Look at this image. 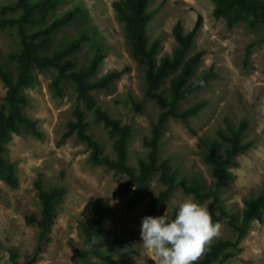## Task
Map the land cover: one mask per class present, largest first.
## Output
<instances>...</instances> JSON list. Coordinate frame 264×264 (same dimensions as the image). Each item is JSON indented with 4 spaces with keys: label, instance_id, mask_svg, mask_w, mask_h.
I'll return each mask as SVG.
<instances>
[{
    "label": "rangeland",
    "instance_id": "obj_1",
    "mask_svg": "<svg viewBox=\"0 0 264 264\" xmlns=\"http://www.w3.org/2000/svg\"><path fill=\"white\" fill-rule=\"evenodd\" d=\"M13 1L0 0V5ZM111 1L61 0L50 15L79 3L88 13V23L95 28L97 40L105 50L98 73L108 68L121 70L112 88L99 90L96 96L98 103L111 114L132 123L128 160L135 164L136 157L144 152L141 136L148 132L149 120L156 107L147 98L141 112L125 106L129 105L130 95L141 98L143 77L139 61L127 50ZM148 7L154 11L146 30L149 39L159 37L157 55L168 52L174 43L171 26L176 20L188 30L200 14L201 23L188 53L203 51L195 72L209 66L215 71V77L205 87L181 101L184 105L196 97H204L205 105L196 115L189 116L186 122L167 118L162 129L160 154L171 160L179 172H194L209 181L207 164L200 157L197 135L212 134L227 123L236 124L246 119L244 138L252 139L253 143L237 156L238 165L231 168L234 178L226 183L222 193L223 202L238 210L243 194L264 186V22L249 27L239 21L228 27L223 18L212 15V0H149ZM9 12L7 9L5 14ZM80 28L81 23L71 22L55 33L54 41L60 39L64 42L65 36L77 33ZM9 30V27L0 29L2 52L14 45L13 33ZM90 52L84 43L76 57L84 58ZM35 73L36 83L24 89L29 96V104L24 110L39 118L43 135L36 138L23 133L13 134L7 144V156L16 166L18 186L10 187L0 180V264H86L95 260L94 256H75L71 244H80L77 221L86 218L97 201L106 204L108 210L101 246H107L112 257H120L121 264H153L146 257L140 237L144 217L142 206L147 196L128 208L130 191L120 190V183L125 178L123 174L89 162L88 147L72 136L59 140L64 120L70 117L74 103L71 82L64 80L62 95L56 96L48 87L49 71L36 70ZM4 89L0 80V100ZM86 117H90L89 111ZM92 122L88 125L90 132L103 142L106 149L109 142L102 125ZM39 172L45 184H62L67 188L50 228L51 239L46 243L38 240L35 225L24 219L25 214L36 215L39 211V200L32 185ZM149 186L157 189L154 175L150 177ZM185 198H192L208 208L213 222L222 226L220 236L234 235L224 216L209 205V198L195 199L178 185L152 216H161L165 210L169 214L174 203ZM239 245V252L223 264H264V221L253 220ZM9 250L15 254L12 260ZM32 256V261L24 263Z\"/></svg>",
    "mask_w": 264,
    "mask_h": 264
},
{
    "label": "trees",
    "instance_id": "obj_2",
    "mask_svg": "<svg viewBox=\"0 0 264 264\" xmlns=\"http://www.w3.org/2000/svg\"><path fill=\"white\" fill-rule=\"evenodd\" d=\"M60 1L14 0L0 5V29L11 28L9 31L14 37L12 48L3 52L0 50V80L5 86L0 100V180L10 187L18 186L16 166L7 156V144L13 134L23 133L36 138L43 135L39 118L24 110L29 104V96L24 89L36 83V70L49 71L50 91L56 96L62 95L63 81L69 80L74 98L70 117L64 120L59 140L72 136L88 147L89 162L123 174L125 178L120 183V190L130 191L126 206L131 208L147 196L142 206L144 216H152L176 185L183 192L191 193L195 199L209 198V205L224 216L234 235L214 239L198 264H223L239 252V241L252 221H264V186L258 191L243 194L238 210L222 200L226 183L234 178L231 168L238 165L237 156L246 152L253 143L252 139L244 138L246 119L236 124L227 123L224 128H216L212 134L197 135L200 157L207 164L209 181L194 172H179L171 160L160 154L162 129L167 118L186 122L189 116L196 115L205 105L204 97H196L184 105L181 101L215 77V71L210 66L195 72L203 53L201 49L188 53L200 26L201 15L197 14L188 30H184L181 22L176 20L171 26L174 43L168 52L157 55L159 37L149 39L146 30L154 11L148 7L149 0L111 1L127 50L139 61L143 77L141 98L130 95L129 105L125 101L123 104L129 110L141 112L147 98L156 107L149 120L148 132L141 136L144 152L132 164L128 160L132 123L111 114L98 103L96 96L97 91L112 88L121 70L108 68L98 73L105 50L97 40L95 28L88 23V13L76 3L61 13L50 15ZM7 9L10 12L5 14ZM211 12L213 16L223 18L228 27L239 21L251 27L264 22V0H212ZM76 21L81 23L77 33L65 36L64 42L60 39L54 41L56 32ZM84 43L91 52L79 59L76 54ZM87 111L90 117H86ZM91 120L102 125L109 142L106 149L103 142L90 132L88 125ZM152 175L155 176L157 189L149 186ZM42 178L39 172L32 183L39 200V211L36 215L25 214L24 219L35 225L38 240L46 243L51 239L50 228L67 188L62 184L47 185ZM107 212L106 204L97 201L90 214L77 221L81 241L79 245L71 244V249L80 258L96 257L86 264H121L120 257H112L108 247L101 246ZM168 215L173 216V207ZM9 254L12 260L15 254L11 250ZM33 259L34 256L24 263Z\"/></svg>",
    "mask_w": 264,
    "mask_h": 264
},
{
    "label": "clouds",
    "instance_id": "obj_3",
    "mask_svg": "<svg viewBox=\"0 0 264 264\" xmlns=\"http://www.w3.org/2000/svg\"><path fill=\"white\" fill-rule=\"evenodd\" d=\"M207 207L192 198L175 202L173 216L141 219V244L153 264H198L212 241L221 235Z\"/></svg>",
    "mask_w": 264,
    "mask_h": 264
}]
</instances>
